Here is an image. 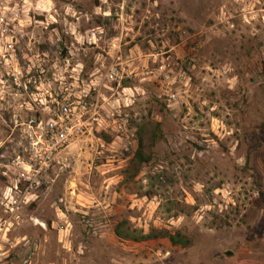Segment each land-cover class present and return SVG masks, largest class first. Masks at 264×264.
I'll use <instances>...</instances> for the list:
<instances>
[{
  "label": "rangeland",
  "instance_id": "obj_1",
  "mask_svg": "<svg viewBox=\"0 0 264 264\" xmlns=\"http://www.w3.org/2000/svg\"><path fill=\"white\" fill-rule=\"evenodd\" d=\"M2 31L19 62L80 63L99 124L25 192L0 56V264H264V0H0ZM121 219L191 244L120 239Z\"/></svg>",
  "mask_w": 264,
  "mask_h": 264
},
{
  "label": "built area",
  "instance_id": "obj_2",
  "mask_svg": "<svg viewBox=\"0 0 264 264\" xmlns=\"http://www.w3.org/2000/svg\"><path fill=\"white\" fill-rule=\"evenodd\" d=\"M5 32L0 33L4 34V40L0 38V56L3 64L10 67L6 71L8 89L18 101L17 112L20 110L14 114L13 128L20 132L27 154L16 156L10 168L18 180L27 183L25 192H28L34 176L49 168L71 141L80 135H92L94 123L99 121L98 99L93 102L91 92L95 87L80 78V63L70 71L67 68L49 71L45 59L39 55L34 59V55L25 54L19 62L14 53L18 40L12 31ZM64 62L69 65L67 59ZM117 77L116 65L108 66L103 74L105 81ZM0 83L3 84L1 78ZM14 188L17 189V184Z\"/></svg>",
  "mask_w": 264,
  "mask_h": 264
},
{
  "label": "trees",
  "instance_id": "obj_3",
  "mask_svg": "<svg viewBox=\"0 0 264 264\" xmlns=\"http://www.w3.org/2000/svg\"><path fill=\"white\" fill-rule=\"evenodd\" d=\"M100 132L102 131H99V133ZM104 137L106 138V141L110 140V137L106 135ZM134 156L139 164L144 160L150 159V155L144 156L141 146L136 150ZM113 232L116 237L133 242H142L156 238H166L173 246L186 247L191 244L190 236L180 229L170 231L168 229L150 227L145 231L142 228L133 226L127 219H121L117 221L113 227Z\"/></svg>",
  "mask_w": 264,
  "mask_h": 264
},
{
  "label": "water",
  "instance_id": "obj_4",
  "mask_svg": "<svg viewBox=\"0 0 264 264\" xmlns=\"http://www.w3.org/2000/svg\"><path fill=\"white\" fill-rule=\"evenodd\" d=\"M225 254H226V255H230L231 252H230V251H225Z\"/></svg>",
  "mask_w": 264,
  "mask_h": 264
}]
</instances>
